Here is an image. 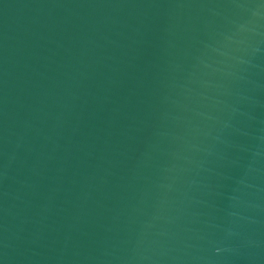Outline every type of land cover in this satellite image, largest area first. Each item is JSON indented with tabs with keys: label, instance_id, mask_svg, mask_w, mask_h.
<instances>
[{
	"label": "water",
	"instance_id": "obj_1",
	"mask_svg": "<svg viewBox=\"0 0 264 264\" xmlns=\"http://www.w3.org/2000/svg\"><path fill=\"white\" fill-rule=\"evenodd\" d=\"M0 264H264V0H0Z\"/></svg>",
	"mask_w": 264,
	"mask_h": 264
}]
</instances>
